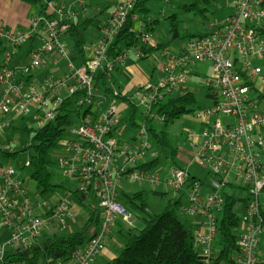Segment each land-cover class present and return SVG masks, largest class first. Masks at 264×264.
<instances>
[{
  "label": "built area",
  "instance_id": "obj_1",
  "mask_svg": "<svg viewBox=\"0 0 264 264\" xmlns=\"http://www.w3.org/2000/svg\"><path fill=\"white\" fill-rule=\"evenodd\" d=\"M89 1L46 0L51 11L33 16L28 27L20 30L10 29L0 20V119L14 114L33 118L37 128L46 127L57 121L64 101L70 97L76 98L73 106L80 112L78 122L70 126L72 139L62 143L66 154L56 157L57 170L77 182L78 192L97 195L102 221L89 242L55 264H91L105 249L119 220L132 225L133 215L119 201L125 180L160 182L166 191L184 190L189 205L183 210L193 218L189 227L202 264H215L221 249L218 238L226 196L235 197L244 203V211L239 216L238 249L232 253L230 264H259L264 232V0H226L231 14L212 24L208 34L188 38L180 50L160 49L162 64L157 80L139 87L144 122L135 138L128 141L116 138L119 106L108 103L110 99L99 92L94 75L98 70L124 65L131 53L145 58L144 47L155 45V36L145 30L144 23L138 45L110 56L116 36L139 1L116 0L108 7L107 17H99L98 40L86 44L82 62L74 64L67 38L72 23L95 11ZM132 19L135 22L137 15ZM24 47L29 60L13 65ZM61 60L68 61L63 76L40 77L34 72ZM206 63L212 67L210 78L204 75ZM197 66L213 103L199 108L194 117L201 122L200 130L188 132L186 140L194 151V161L208 168L209 181L194 176L189 167L176 165L169 167L163 180L162 169L157 170L154 163L160 155L148 121L162 126L169 116L158 107L172 96L197 92L189 83L191 75L199 74ZM8 126L7 121L0 120V129ZM25 164L28 166L29 160ZM72 190L51 206L41 201L38 193L30 194L15 168L3 169L0 220L7 236L0 240V264L8 252H23L36 245L53 225H61L62 230L67 227L76 217ZM239 190L246 193L243 199L235 194Z\"/></svg>",
  "mask_w": 264,
  "mask_h": 264
},
{
  "label": "trees",
  "instance_id": "obj_2",
  "mask_svg": "<svg viewBox=\"0 0 264 264\" xmlns=\"http://www.w3.org/2000/svg\"><path fill=\"white\" fill-rule=\"evenodd\" d=\"M26 2H39L40 0H24ZM153 0H139L135 9L130 14L129 19L125 22L122 29L116 36L113 45L109 51L110 56H116L133 46L140 43V37L134 30L133 15L148 14V5ZM158 1V0H157ZM181 2L183 9L187 12H195L204 16L206 7L216 0H176ZM46 5L41 4L40 12H45ZM101 12V11H100ZM102 13V12H101ZM85 19V18H84ZM169 32L176 36L178 34L179 21L176 14L170 15L168 18ZM95 21L81 18L76 23H72L70 33L71 36L77 38L76 48L80 52H84V46L87 44L86 36L81 27H89ZM159 20H150L145 22V30L155 34ZM159 48L144 47L146 55L153 50ZM95 84L99 92L117 101L124 100L132 103L118 94H114L115 77L114 70L106 68L98 70L94 75ZM76 98L70 97L64 101L55 123H49L46 127L37 129H26L31 142L25 145L22 151H28L29 162L24 168H29L30 179L37 189L40 198H46L60 189L67 187L66 180H57V159L51 154V150L56 146L57 140L63 136L68 127L78 122L80 112L75 109L74 102ZM196 103L195 93L189 92L181 96H172L166 100L160 107L159 112L168 114L169 119L160 127L152 125L148 121L149 130L152 134L154 144L162 149L170 148V156L174 164L181 167L177 161L183 152H186L181 146L173 147V136L169 131V123L179 118L184 113L195 111ZM73 106V108H72ZM133 115L128 121L131 126L137 127L135 115L137 107L132 105ZM75 121H77L75 123ZM121 122V123H122ZM151 122V123H149ZM9 155V154H8ZM159 163V160L154 161ZM152 165V164H150ZM73 193L77 197L80 205L90 212V217L84 228L76 233L68 236H53L41 244L34 245L23 252H8L2 264H55L56 260L69 257L74 250L85 245L95 235V230L100 226L102 214L99 209L97 195L94 193L92 201L88 202L87 195L74 190ZM162 195L165 193H157ZM90 197L91 195L88 194ZM119 201L134 216L143 221V227L130 228L126 234V243L120 254L108 264H202V257L198 254L194 246V235L189 227L188 221L180 217L179 212L183 210V204L180 200L169 201L161 212H154L147 204L145 192L139 191L132 194L119 196ZM239 202L231 195L226 196L225 209L222 214L220 236L226 239V243L217 252L215 264L221 262H231V255L238 249L237 229L240 225L239 216L235 213L234 208ZM259 264H264V257Z\"/></svg>",
  "mask_w": 264,
  "mask_h": 264
},
{
  "label": "rangeland",
  "instance_id": "obj_3",
  "mask_svg": "<svg viewBox=\"0 0 264 264\" xmlns=\"http://www.w3.org/2000/svg\"><path fill=\"white\" fill-rule=\"evenodd\" d=\"M116 0H90L89 5L91 10H95L96 12H93L89 18L93 19L95 22L99 20L100 16L107 17V10L109 6H112L115 3ZM31 7V13L32 16L30 19L39 14L41 10V4L46 5V0H40L39 2H30L28 3ZM182 3L178 2L176 0H153L148 5L149 7V13L148 14H137V20L134 22V30L136 33H139L141 31V28L143 24L146 21L150 20H159V26L157 27V32H164L166 37L164 38V43H171L173 44H180L183 41L187 40L188 38L195 37V36H201L206 35L210 32L212 24L218 23L222 21L223 19L227 18L231 12L232 8L226 5V0H216V2L212 3L209 6H203L206 7V11L204 13V16L200 14H196L195 12H187L181 7ZM47 12H50V8H46ZM102 13H101V12ZM172 14H176L179 25H178V34L174 36L173 34H170L169 32V22L168 17ZM84 19H82L83 21ZM28 27V26H27ZM10 28V27H9ZM26 28V27H25ZM13 30H20L24 28H12ZM81 30L84 32L86 36V41L88 44L95 43L98 40L99 32L95 26V24L89 25L86 29L82 26ZM156 32V33H157ZM75 40V39H74ZM70 45L72 47H76V42H70ZM27 51V47H24L20 52L24 54ZM36 75L42 77L44 75H48L49 72L44 73L42 71L36 70L34 71ZM205 75H207L208 78L213 76L212 67L209 63L206 64L205 69ZM191 80V78H190ZM194 80V81H193ZM190 87L196 90H200V92L195 93L196 97V103L194 104L195 111L184 113L179 118L173 119L169 123V131L173 136V147L181 146L183 150L186 151V154H189L192 149L189 146V141L186 140L185 136L190 131L199 132L201 127V122L197 120L194 115H196L199 112V108H203L205 106H208L213 103L212 99L208 97V91L204 80H197L196 78H192V81H190ZM117 102V101H116ZM118 104V103H117ZM119 105V104H118ZM126 107L120 111L117 114V118L119 120H126L128 121L131 115L133 114L132 105L129 103L125 104ZM134 105L139 107L140 101L139 99L134 100ZM93 111H97V107H93ZM145 116L142 113V109L139 108L136 110L135 120L137 124H142L144 122ZM19 128L17 130H8L6 133L2 130L0 132L5 133L7 138H12L13 142L17 146V154L16 156H13L11 165L13 168H15L17 171H22L24 176H30V169L24 168V164L29 159V153L28 151H22V147L25 145H29L31 142V137L29 136L26 129H37L36 121L33 118H20L19 121ZM71 127H68L65 133L63 134L60 139L57 140L56 146L51 150V154L54 157H60L66 154L65 146L62 144L65 141H68L72 139V136L70 134ZM129 130L132 131V133L137 132V128L135 126L130 127ZM157 147V146H156ZM158 154L160 155V163L157 165V170H161L160 176L164 180L165 177L168 174L169 167L174 164L173 159L170 156V148L162 149L160 147H157ZM193 152V151H192ZM177 161L180 164H183L184 160L182 158H177ZM184 165V164H183ZM191 173L198 177L203 182H208V168L201 166L199 163L195 164L194 166L190 167ZM57 180L61 181L64 180L63 176L60 174V172L57 170ZM72 184H74L73 181H71ZM76 183V182H75ZM32 188L34 187V184L32 185ZM166 187L162 183H156L151 184L149 182H133V181H124L122 189H121V195L125 194H132L139 191L145 192V199L149 207L153 209L154 212H161L167 205V203L171 201H177L181 200V203L183 204V207H187L189 203H187L186 196L184 195V190L180 193L174 191L172 188H167L168 193L165 194V196L158 195L156 192L165 193L164 189ZM62 190L60 189L58 193H62ZM207 189L205 188V191ZM164 191V192H162ZM36 190H30V194L34 196L36 193ZM240 199H243L244 196H246V193L242 190H239L235 193ZM235 213L240 216L242 214V202L239 201L235 208ZM180 217L183 220H190L192 221V217L188 215L184 210H181L179 212ZM75 220L71 219L67 222L68 225H71L72 228H74V231L80 230V225H75ZM137 220V219H136ZM134 224V223H133ZM136 226L142 227L143 221H136ZM45 237L42 238L41 241H44ZM219 248H222V245H220ZM260 250L264 251V232L262 233L260 237Z\"/></svg>",
  "mask_w": 264,
  "mask_h": 264
},
{
  "label": "crops",
  "instance_id": "obj_4",
  "mask_svg": "<svg viewBox=\"0 0 264 264\" xmlns=\"http://www.w3.org/2000/svg\"><path fill=\"white\" fill-rule=\"evenodd\" d=\"M28 3L29 2H26L24 0H0V20L3 23V25H5L8 28L10 27V29L27 27L29 25L30 17L32 16L31 7ZM93 12H96V11H92V12L88 13V15H86V17L81 16V19L89 18ZM99 23H100V18H99V20H97V22L93 23V24H95L98 32L100 30V24ZM84 29H86V28H84ZM156 32L154 34L155 45L150 46L149 48H155V47L159 48L161 45H164V47H170L173 50H180L181 44L183 42L180 44H173V42L165 44L164 43V38L166 37L165 33L164 32H157L156 33ZM67 40H68V43L73 42V41L77 42V38L72 37L71 33H69ZM91 44H94V43H91ZM70 47H71L70 59L72 60V62L74 64L79 65L82 62V59H83L82 57H84L85 51L83 49L84 52H80L76 47H72L71 45H70ZM164 47H162V48H164ZM159 53H160V49L153 50L145 58H140L136 54L131 53L124 65H121V66L114 69V77H115L114 92L116 91L117 93H120V95H122L123 97H126L127 99L131 100L132 103H129V104L134 105V100L137 98L139 99V87H140V85L143 83H146V82H155L157 80L158 75L161 72V64L162 63H161V60L159 57ZM28 60L29 59H28V57H26V52L24 54H22V52H19L14 57L12 63L15 66L16 65H23ZM206 64H204V75H205ZM67 65H68V61L61 60V61H58L57 63L53 62V63L49 64L46 69H39V71H42L44 73L49 72V74L56 76V77L63 76L68 71ZM200 66H197L195 69L196 71H198L197 73H199V74L191 75L190 81H192V78H196L197 80L198 79L201 80V77L199 76L200 75V68H201ZM190 81H189V83H190ZM2 89H3V84L0 83V94L2 92ZM194 90H196V89H194ZM196 91L200 92V90H196ZM197 92H195V93H197ZM116 101L117 100L112 98V99L108 100V103H111V102L118 103L119 104L118 105L119 106V112L120 111L122 112V110L126 107L125 104L128 102L127 101L125 102L124 100H120L117 102ZM135 107H137V106H135ZM139 108H141V107L140 106L137 107V109H139ZM132 110H133V107H132ZM133 113H134V111H133ZM20 118L25 119L24 117L14 115V114L2 117L0 120L7 121L9 123V126L6 127L5 129H0V131L3 130L6 133V131H8V130H17L20 127L19 126ZM121 122H122V120H120L117 132L115 133L116 138L121 140V141H128V140L135 138L136 133L134 134V133H132V131L129 130V126L130 127H133V126H131L129 124V122H126V123H123V122L121 123ZM136 124H137V122H136ZM139 125L140 124H137L136 128H138ZM5 133L0 132V188L2 185L3 169L6 166H12L11 165L12 158H13V156H16V154H17L16 144L13 142L12 138H7ZM185 138H186V136H185ZM192 151H190L189 154H186V152H183L181 154V157H180L184 160V162H183L184 165L182 164V166L189 167V169H190V167L197 164V162L194 161V159H193L195 154H194V151L193 152ZM159 163H160V159H159ZM159 163H157V164H159ZM172 165H175V164H172ZM18 172L20 173V176L23 179L26 186L28 187L29 191L35 189L36 192H33V193L37 194V189H36L35 185H34L35 188H32L33 182L31 181L30 176H24L22 171L21 172L18 171ZM63 179L67 181V187L64 190H62V193L59 194L57 191L54 194L50 195L49 197H46L44 199L40 198V200L41 201H48L51 206H55V204L58 203L60 201V199L63 198V196L65 195V192L68 189H74L75 190L76 184H77V182L75 180H68L66 178H63ZM71 181H73L74 184H72ZM122 186H123V184H122ZM74 190H72V195L70 196L71 200L73 201V210L76 213V217H75L76 220L74 223H75V225L76 224L80 225L81 228L79 231H81L84 228V226L86 225V223L90 217V212L80 205L77 197L73 193ZM164 191H165V194L168 193V190L166 191V188L164 189ZM164 191H162V192H164ZM156 193H161V192H156ZM88 194L91 196L89 197ZM165 194H162L161 196H165ZM85 195H87L88 202L92 201V198L95 197L94 193H85ZM97 199H98V197H97ZM186 200H187V198H186ZM187 203H188V200H187ZM243 211H244V203H242V213H243ZM136 219L140 222L142 221L140 218L134 217V220H133L134 224L132 223V225H129L128 223L124 222L123 220H119L117 222V224L115 225V228L112 231L111 237H110L109 241L107 242L105 249L103 250V252L100 255H98L94 259V261L91 264H108L114 258H116L120 254L123 246L126 243V238H125L126 232L130 228L139 227V226H136V221H137ZM186 221H188V224L191 223L190 220H186ZM94 230H95V233H97L99 230V227H97ZM79 231H74V228H72L71 225H67V227L64 228L63 230H62L61 225H59V224L53 225L49 230L45 231L42 234V236L37 241L36 245L43 243V241H41V240L44 237L46 240V239L53 237V236L63 237V236L71 235V234L79 232ZM240 231H241V228L238 227L237 235L240 234ZM6 236H7V233L2 228L1 220H0V240L5 239ZM218 240H219L220 245H224L226 243V239L223 238L222 236H220L218 238ZM259 250H260V245H259ZM260 255H261V259H262L264 257V251L260 250Z\"/></svg>",
  "mask_w": 264,
  "mask_h": 264
}]
</instances>
